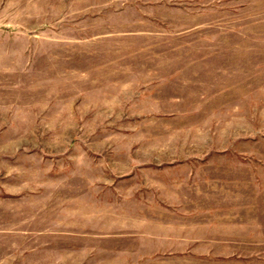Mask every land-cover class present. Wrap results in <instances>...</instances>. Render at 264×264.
Here are the masks:
<instances>
[{
  "label": "rangeland",
  "instance_id": "374dc122",
  "mask_svg": "<svg viewBox=\"0 0 264 264\" xmlns=\"http://www.w3.org/2000/svg\"><path fill=\"white\" fill-rule=\"evenodd\" d=\"M0 264H264V0H0Z\"/></svg>",
  "mask_w": 264,
  "mask_h": 264
}]
</instances>
